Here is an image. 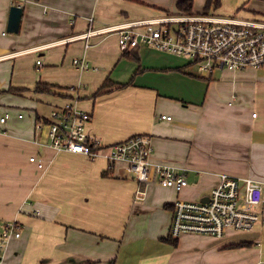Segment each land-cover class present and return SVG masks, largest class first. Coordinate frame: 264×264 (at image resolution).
<instances>
[{
  "label": "crops",
  "instance_id": "obj_1",
  "mask_svg": "<svg viewBox=\"0 0 264 264\" xmlns=\"http://www.w3.org/2000/svg\"><path fill=\"white\" fill-rule=\"evenodd\" d=\"M179 1L0 0V219L17 220L22 233L2 264L264 262V225L223 237L171 235L176 200L209 195L220 173L264 177V65L205 78L189 60L149 46L122 51L114 32L93 35L86 50L84 38H71L91 15L102 29L180 12ZM206 1L193 0L192 12ZM250 1L221 0L212 12L264 21V1ZM13 5L23 7L18 32L8 31ZM107 79L132 82L95 96ZM39 83L50 91H37ZM69 102L92 113L88 129L105 144L150 135L151 161L185 170L188 185L142 183L122 162L52 147L48 126L38 125Z\"/></svg>",
  "mask_w": 264,
  "mask_h": 264
},
{
  "label": "built area",
  "instance_id": "obj_2",
  "mask_svg": "<svg viewBox=\"0 0 264 264\" xmlns=\"http://www.w3.org/2000/svg\"><path fill=\"white\" fill-rule=\"evenodd\" d=\"M94 20L93 15L89 16L88 29L71 37L84 38L85 50L91 46L93 35L114 32L122 51L153 47L185 57L209 75L218 69L237 71L264 65V21L261 20L224 16L212 11L199 14L167 12L102 29H94ZM37 63L41 64V60ZM74 63L80 69L89 68L84 58H76ZM162 117L172 118L170 115ZM91 118V112L69 102L54 108L50 121L40 123L38 128L48 126L49 143L57 150L91 158L104 156L112 165L122 162L126 171L139 182H155L178 191L188 185L185 170L151 161L154 146L150 135L140 133L105 144L90 133ZM5 120L6 117H1V121ZM143 194L144 189L140 188L138 197ZM208 197V201L179 199L174 203L172 237L179 238L184 234L223 237L229 230L249 231L264 225V180L222 173ZM20 228L17 220L0 219V264L9 241L21 236Z\"/></svg>",
  "mask_w": 264,
  "mask_h": 264
},
{
  "label": "trees",
  "instance_id": "obj_3",
  "mask_svg": "<svg viewBox=\"0 0 264 264\" xmlns=\"http://www.w3.org/2000/svg\"><path fill=\"white\" fill-rule=\"evenodd\" d=\"M220 3H221V0H207L203 12L204 13H208L210 11H213L214 9L219 7ZM178 9L180 10V12H177V13H193L192 12V10H193V0H180L178 2ZM126 52H128V51H126ZM126 52H124V55L128 56V58L135 59L137 61L140 60V57L138 55H136V54L132 55V54L126 53ZM131 55L134 56V57H130ZM189 64L191 65V63H189ZM139 71H140V69L137 70V72H139ZM111 82L112 81L110 79H107L105 81V83L103 84V87L98 92L95 93V96L98 95V94H101L102 90L104 88H106L107 86L111 85V84L115 85L117 88H123V87L127 86L128 84H131L132 80L127 82V83H116V82H114V83L112 82L111 83ZM36 90L37 91H41V92H47V91H50V87L47 84L39 83L37 85V87H36ZM113 143H115V142H113ZM108 174L109 173H107V172L104 173V175H108Z\"/></svg>",
  "mask_w": 264,
  "mask_h": 264
},
{
  "label": "water",
  "instance_id": "obj_4",
  "mask_svg": "<svg viewBox=\"0 0 264 264\" xmlns=\"http://www.w3.org/2000/svg\"><path fill=\"white\" fill-rule=\"evenodd\" d=\"M23 14V7L20 5H13L11 7L10 18L8 23L9 32H18L21 25ZM209 197L205 196L201 198L202 201H208Z\"/></svg>",
  "mask_w": 264,
  "mask_h": 264
},
{
  "label": "rangeland",
  "instance_id": "obj_5",
  "mask_svg": "<svg viewBox=\"0 0 264 264\" xmlns=\"http://www.w3.org/2000/svg\"><path fill=\"white\" fill-rule=\"evenodd\" d=\"M261 1H264V0H251L249 3H251V4H253V3H261ZM170 12H173V11H170ZM173 13H175V12H173ZM150 50H153V52H156V53H167V54H170V55H172L171 53H169V52H165V51H161V50H157V49H155V48H153V47H151L150 48ZM176 56V55H175ZM176 57H178V58H182V59H185V60H188L187 58H185V57H181V56H176ZM40 58V57H39ZM41 61H42V58L40 59ZM191 69H192V71H195V73L196 74H198V76L199 77H205V78H209V77H212V75H209V74H207V73H204L203 71H201L200 69H198L197 67H195V66H191ZM225 69H227V70H230V69H228V68H225ZM219 70H223V69H219ZM218 70V71H219ZM230 71H233V70H230ZM214 74V73H213ZM13 105H16V103L15 104H13ZM49 110H50V107H46L45 108V110H44V113L45 114H48L49 115ZM0 115H1V109H0ZM50 118H51V116H50ZM220 174H222V173H220ZM133 177V176H132ZM219 178H220V175H219ZM219 180V179H218ZM261 180H264V177H262V179ZM208 196V195H207ZM179 200V199H178ZM182 200H188L189 201V199H182ZM177 201V200H176ZM175 201V202H176Z\"/></svg>",
  "mask_w": 264,
  "mask_h": 264
}]
</instances>
